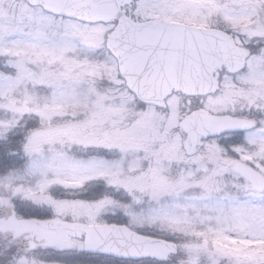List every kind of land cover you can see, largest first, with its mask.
<instances>
[{
	"label": "snow or ice",
	"instance_id": "obj_1",
	"mask_svg": "<svg viewBox=\"0 0 264 264\" xmlns=\"http://www.w3.org/2000/svg\"><path fill=\"white\" fill-rule=\"evenodd\" d=\"M0 264H264V0H0Z\"/></svg>",
	"mask_w": 264,
	"mask_h": 264
},
{
	"label": "flooded vegetation",
	"instance_id": "obj_2",
	"mask_svg": "<svg viewBox=\"0 0 264 264\" xmlns=\"http://www.w3.org/2000/svg\"><path fill=\"white\" fill-rule=\"evenodd\" d=\"M46 259H48V260H56V259H58V257H57V255L55 253H52L50 255H47Z\"/></svg>",
	"mask_w": 264,
	"mask_h": 264
}]
</instances>
